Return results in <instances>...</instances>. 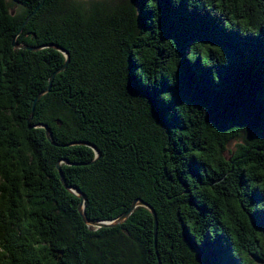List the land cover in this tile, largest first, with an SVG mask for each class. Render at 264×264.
<instances>
[{
    "label": "trees",
    "instance_id": "obj_1",
    "mask_svg": "<svg viewBox=\"0 0 264 264\" xmlns=\"http://www.w3.org/2000/svg\"><path fill=\"white\" fill-rule=\"evenodd\" d=\"M0 264H264V0H0Z\"/></svg>",
    "mask_w": 264,
    "mask_h": 264
},
{
    "label": "water",
    "instance_id": "obj_2",
    "mask_svg": "<svg viewBox=\"0 0 264 264\" xmlns=\"http://www.w3.org/2000/svg\"><path fill=\"white\" fill-rule=\"evenodd\" d=\"M29 18H30V17H28V18L26 19L24 25L26 24V22H28ZM22 29H23V27L20 29V31H21ZM20 31H19V32H20ZM15 39H16V37H15ZM15 39H14V41H13V45H14V46H16V47H23V48H30V47H28V46H25V45H22V44L17 43ZM57 49H59V50H61V51H63V52L65 53V55H66V57H67V61H66V63H65V64H64V65H63L58 71H56V72L50 77L48 88H47L45 91H43L41 94H39V95L37 96V98L34 100V103H36V102H37V99L40 98L44 93H46L47 91L50 90V87H51V84H52V81H53V79H54L55 74H56L57 72L63 70L64 68H66V66H67V64H68V61H69V60H68V59H69V53L65 52V51H64L63 49H61L60 47H57ZM41 126H43V127L46 129V132H47V136H48V138H49L50 140H52L51 132H50L49 127H48L47 125H41ZM29 128H32V126L29 125ZM57 169H58V171H59V174H60L61 179L63 180L65 186L68 187L67 184H66L65 181H64L63 171L61 170L59 164H57ZM68 189H69L70 191H72L73 193L77 194V195L81 198V204H80V207H79V208H80V212H81V214L85 217V213H84V196H83V194H82L78 189H76V188L68 187ZM138 205H143V206H146V207L150 208V209L152 210V212L154 213V215H155L154 210H153L148 204H146V203L143 202V201H135L134 204L129 208V210H127V211L125 212V214H124L123 216H121L120 218H118V219L109 220V221L92 222V221H89V220L85 217V220H86L87 222H89L90 224H94V225H96V226H98V227H103V226H114V225H117V224L123 222V221H124V220H125L130 214H131V212L133 211V209H134L136 206H138Z\"/></svg>",
    "mask_w": 264,
    "mask_h": 264
},
{
    "label": "rangeland",
    "instance_id": "obj_3",
    "mask_svg": "<svg viewBox=\"0 0 264 264\" xmlns=\"http://www.w3.org/2000/svg\"><path fill=\"white\" fill-rule=\"evenodd\" d=\"M233 146V145H232ZM232 146H230L232 148Z\"/></svg>",
    "mask_w": 264,
    "mask_h": 264
}]
</instances>
